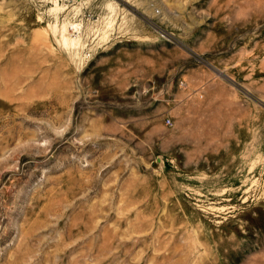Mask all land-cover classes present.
I'll return each mask as SVG.
<instances>
[{"label":"rangeland","instance_id":"374dc122","mask_svg":"<svg viewBox=\"0 0 264 264\" xmlns=\"http://www.w3.org/2000/svg\"><path fill=\"white\" fill-rule=\"evenodd\" d=\"M0 264H264V0H0Z\"/></svg>","mask_w":264,"mask_h":264}]
</instances>
